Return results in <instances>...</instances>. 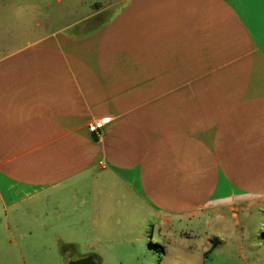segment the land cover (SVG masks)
<instances>
[{
	"label": "crops",
	"instance_id": "1",
	"mask_svg": "<svg viewBox=\"0 0 264 264\" xmlns=\"http://www.w3.org/2000/svg\"><path fill=\"white\" fill-rule=\"evenodd\" d=\"M0 5L2 207L85 234L113 207L170 227L264 205V0H121L55 32L36 0Z\"/></svg>",
	"mask_w": 264,
	"mask_h": 264
},
{
	"label": "rangeland",
	"instance_id": "2",
	"mask_svg": "<svg viewBox=\"0 0 264 264\" xmlns=\"http://www.w3.org/2000/svg\"><path fill=\"white\" fill-rule=\"evenodd\" d=\"M120 1L36 0V10L41 29L55 32L78 25V31H85L102 21H87L94 13ZM11 6L0 5V26L15 25L7 14ZM113 208L107 219L98 211L92 219L96 224L91 221L84 234L80 226L66 225L70 214L64 215V225L57 221L56 227L47 228L51 220L43 224L46 207H38L37 201L16 207L0 202V264H67L70 257L88 255H95L99 264H264V205L242 209L236 220L222 213L211 222L180 221L170 227L147 207ZM86 210L79 207V217L90 220L92 213ZM48 211L49 219L57 215L53 207Z\"/></svg>",
	"mask_w": 264,
	"mask_h": 264
},
{
	"label": "water",
	"instance_id": "3",
	"mask_svg": "<svg viewBox=\"0 0 264 264\" xmlns=\"http://www.w3.org/2000/svg\"><path fill=\"white\" fill-rule=\"evenodd\" d=\"M67 264H99L95 255L85 257H70Z\"/></svg>",
	"mask_w": 264,
	"mask_h": 264
},
{
	"label": "built area",
	"instance_id": "4",
	"mask_svg": "<svg viewBox=\"0 0 264 264\" xmlns=\"http://www.w3.org/2000/svg\"><path fill=\"white\" fill-rule=\"evenodd\" d=\"M104 125H105V121L95 120V121L89 122L87 127H88L89 132L98 138L101 135V131L104 128Z\"/></svg>",
	"mask_w": 264,
	"mask_h": 264
}]
</instances>
